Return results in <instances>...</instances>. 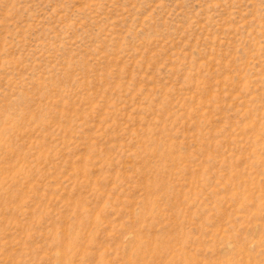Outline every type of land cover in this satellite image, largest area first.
I'll list each match as a JSON object with an SVG mask.
<instances>
[{"label":"rangeland","instance_id":"374dc122","mask_svg":"<svg viewBox=\"0 0 264 264\" xmlns=\"http://www.w3.org/2000/svg\"><path fill=\"white\" fill-rule=\"evenodd\" d=\"M0 264H264V0H0Z\"/></svg>","mask_w":264,"mask_h":264}]
</instances>
